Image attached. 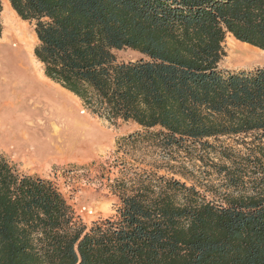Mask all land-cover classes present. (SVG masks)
Wrapping results in <instances>:
<instances>
[{
    "label": "trees",
    "instance_id": "1",
    "mask_svg": "<svg viewBox=\"0 0 264 264\" xmlns=\"http://www.w3.org/2000/svg\"><path fill=\"white\" fill-rule=\"evenodd\" d=\"M8 2L33 23L44 76L139 126L118 151H157L170 174L125 168L115 213L87 226L0 156V264H264V66L219 67L226 34L264 51V0Z\"/></svg>",
    "mask_w": 264,
    "mask_h": 264
},
{
    "label": "rangeland",
    "instance_id": "2",
    "mask_svg": "<svg viewBox=\"0 0 264 264\" xmlns=\"http://www.w3.org/2000/svg\"><path fill=\"white\" fill-rule=\"evenodd\" d=\"M1 11L0 0V14ZM15 23L26 30L33 51L37 44L33 23L17 15ZM243 44L226 34L220 69L248 71L264 66V51ZM0 55V156L21 173L52 181L87 226L115 213L118 198L110 185L125 168L158 165L162 167L160 173L170 174L157 151L145 148L127 153L118 151L122 138L141 131L135 123L120 119L109 121L93 113L78 97L45 77L42 64L30 56L32 65L43 73L44 84L39 83L30 73L27 57L19 48L3 45ZM116 56L123 61L140 57L129 48L116 51ZM169 162L179 170L177 161ZM184 162L179 168L188 175L198 176L200 163L195 161L196 166H192L191 162Z\"/></svg>",
    "mask_w": 264,
    "mask_h": 264
},
{
    "label": "bare ground",
    "instance_id": "3",
    "mask_svg": "<svg viewBox=\"0 0 264 264\" xmlns=\"http://www.w3.org/2000/svg\"><path fill=\"white\" fill-rule=\"evenodd\" d=\"M1 6H2V11H1V14H0V19L2 21L1 23H2V26H3V29H2L3 32H2V36H0V51H1V47L3 45L10 46V44H11L12 47L19 48L20 53L21 52L25 53V55L27 57V63L26 64H27V67L29 68V71L32 74V76L39 83L44 84L43 81L41 80V78L43 77V73H42L43 71L41 72L40 70H38L39 68H36V67H34L32 65V60H31L30 56H34V54H33L32 47H31V42H30L31 40L29 41V39L27 38L26 30L24 28L16 26V23H15V15L16 14L12 10V8L10 7V4H9L8 0H1ZM5 39H7V40H5ZM12 40H15V41L13 42ZM34 41H35V39H34ZM232 42L230 43L231 49L234 48L233 47L234 43H232ZM243 45H247L248 46V44H246V43H244ZM1 55H2V53H1ZM18 55H19V53H18ZM19 66H23V63H20ZM46 82H48V81H46ZM52 125H53V128L55 130L58 129V127H57V125H55V123H53ZM52 134H51V136H52Z\"/></svg>",
    "mask_w": 264,
    "mask_h": 264
}]
</instances>
